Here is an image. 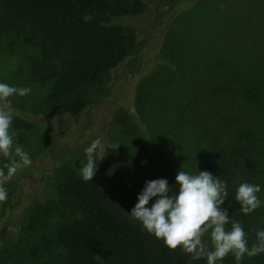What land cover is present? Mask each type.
<instances>
[{
  "label": "trees",
  "instance_id": "trees-1",
  "mask_svg": "<svg viewBox=\"0 0 264 264\" xmlns=\"http://www.w3.org/2000/svg\"><path fill=\"white\" fill-rule=\"evenodd\" d=\"M114 1L117 0H0V52H17L20 56L19 52L26 51L22 62L28 69V79L48 87L44 108L39 104L40 113H32L42 116L40 123L54 128L67 117L82 113L90 106L83 96L94 78L117 67L126 55L123 38L114 28L118 26L116 21L118 17H138L144 6L138 1L134 9L127 10L116 7ZM199 1L181 0L169 21L192 12ZM255 20L257 31L262 33L264 15ZM233 30L236 33L223 42L213 40L198 50L193 56L195 61L180 55V64L169 61V65L160 67L157 63L151 80L161 76L162 90L165 84L171 85V105L180 117L166 131L165 139L170 140L166 139L162 147L155 141L150 147H159L168 165L177 171H208L225 182L228 196L221 208L227 210L230 222L241 223L251 247L257 242V232L264 230V58L257 55L258 42L255 45L252 41H257L259 34L246 40L237 34L238 26ZM171 40L164 47L166 51L171 50ZM134 41L132 33L128 45ZM180 65L187 68L184 75L178 70ZM190 65H196L195 69ZM162 71L165 75L159 74ZM11 86L18 87L13 81ZM152 86L153 97L156 86ZM135 89L131 102L125 105L117 100L114 105L118 113L133 120L138 117L142 125L138 109L142 100ZM146 103L151 117V101ZM12 106L16 115L14 130L33 125V121L19 116L28 114L21 103ZM171 108L167 109L170 116ZM134 112L137 115L132 117ZM151 120L157 121L155 116ZM182 135L195 147L169 146L179 144ZM82 167L80 160L66 157L64 165L53 171L57 202L51 204L62 209L58 216L66 210L68 219L58 221V225L45 223L50 205L46 202L39 207L36 204L40 202L32 203L26 223L18 228L19 235L8 236L15 241L28 234L25 245L32 261L26 263L27 258L21 254L14 263L16 250L8 248V230L4 228L0 231V264H207L205 258L193 260L180 249L169 251L132 219L129 201L117 199L123 183L118 172L107 169L103 178L85 182L80 174ZM245 182L261 188L257 194L261 207L249 215L243 214L235 201L236 189ZM26 212L27 208L23 216ZM226 227L230 229L231 223ZM218 264L237 261L229 254ZM239 264H264V253L245 256Z\"/></svg>",
  "mask_w": 264,
  "mask_h": 264
},
{
  "label": "rangeland",
  "instance_id": "rangeland-1",
  "mask_svg": "<svg viewBox=\"0 0 264 264\" xmlns=\"http://www.w3.org/2000/svg\"><path fill=\"white\" fill-rule=\"evenodd\" d=\"M138 1L143 3L144 12L132 19L118 17L116 21L118 26L114 27L123 38L126 55L117 67L112 68L110 72L98 74L93 84L89 85L83 97L90 106L80 114L67 117L54 128L40 123L42 116L32 114L40 113L37 106L40 104L43 107L42 102L48 98L47 85H37L28 79V69L22 62L23 52H19L20 56L17 52L4 53L3 49L1 50L3 52H0V83L11 86L13 81L18 88L31 89L29 95L21 97L22 100L18 98L19 96H13L12 105L21 103L23 112L28 114L22 113L19 116L34 122L27 129L25 127L17 129L22 133L14 130L12 126L16 144L29 154L32 164L18 171L5 185L7 200L0 203V231L4 228L8 230L5 241L8 240V248L16 250L14 263L18 262L21 254L27 258L26 263L33 259L31 254L27 255L25 243L28 241V234H24L15 241L8 238V236L14 238L16 233L19 235L18 228L21 229L26 223L32 203L40 202L36 204L39 207L46 202L50 205V210L45 214L47 215L44 219L45 223L58 225V221L68 219L69 214L66 210L63 211L62 216H58L62 209L51 204V202H57L53 171L64 165L66 157L78 159L84 165L86 163L85 149L97 138H100L107 147L116 145L119 147L106 149L105 158L98 162L93 179L103 178L107 169L113 173L118 172L123 183L120 185L117 199L129 201L131 206L128 209L129 213L137 203V196L142 192L147 181L166 179L172 193L178 192V185L175 182L177 170L168 165L159 147L165 145L166 139L170 140L167 137L165 139L166 131L180 116L173 112L172 100L169 97L171 85L165 84L162 90L159 82L161 76L159 78L157 76L156 79L154 77V82L151 80L155 74L152 75L151 72L156 69L157 63L160 62V67L169 65V61L180 64V55L195 61L193 56L198 50L205 48L213 40L223 42L222 40L236 33L233 30L235 26L240 29L237 34H241L246 40L260 35L257 41H252L255 45L258 42L260 50L257 55L264 58V23L261 27L262 33H259L258 27L255 26L257 22L255 18L264 15V0H201L194 4L192 12L179 14L177 20L174 19L175 22L169 19L181 0H117L113 3L118 8L124 7L131 10L137 6ZM127 33H129L128 37ZM132 33L135 34V41L131 46L128 44ZM169 38H172L171 50L166 51L164 47L168 45ZM195 67L196 65H190L192 70ZM197 69H199L198 66ZM178 70L181 75L187 72V68L181 65ZM159 74L165 75L163 71ZM153 84L156 87L152 97ZM223 84L230 85L225 81ZM134 87H136L135 93L142 100L138 109L141 111L143 126L138 123V117L136 120L132 118L131 120L130 117L118 113L116 110L118 107L114 105L117 100H121L125 105L131 102ZM150 101L154 114L151 117L144 106ZM34 107L37 108L34 109ZM177 107L181 109V104L178 103ZM169 108H171L172 116L167 110ZM130 115L134 117L137 113ZM164 115H166L165 118ZM14 116L16 115L14 114L13 118ZM153 116L157 119L155 123L151 120ZM172 139L176 144V138L172 136ZM155 141L159 147H150V143ZM169 146L195 147L189 145L188 138L183 135L179 144ZM6 162L0 157V167H3ZM154 202L155 198L149 203ZM25 208L27 212L23 216ZM204 243L211 250V242L207 234L204 237ZM7 262L9 263V258Z\"/></svg>",
  "mask_w": 264,
  "mask_h": 264
},
{
  "label": "clouds",
  "instance_id": "clouds-1",
  "mask_svg": "<svg viewBox=\"0 0 264 264\" xmlns=\"http://www.w3.org/2000/svg\"><path fill=\"white\" fill-rule=\"evenodd\" d=\"M30 88H18L0 83V157L7 161L0 167V203L7 200L5 185L20 171L32 164L29 154L15 142L12 122L15 109L12 97L29 95ZM107 147L100 138L93 140L85 149L86 163L80 169L85 182H90L97 170L98 162L106 155ZM175 182L178 192L172 193L166 179L147 181L137 196L131 217L144 231L161 240L169 251L180 249L193 260L205 258L207 264H218L229 254L237 264L245 257L264 253V230L257 232V242L249 247L246 233L238 221L229 219L227 210L221 205L228 196L226 183L208 171L195 174L177 171ZM259 185L241 183L235 192V201L240 211L249 215L261 207ZM155 202L148 207L149 202ZM231 223L230 229L226 226ZM209 235L211 250L205 243Z\"/></svg>",
  "mask_w": 264,
  "mask_h": 264
}]
</instances>
